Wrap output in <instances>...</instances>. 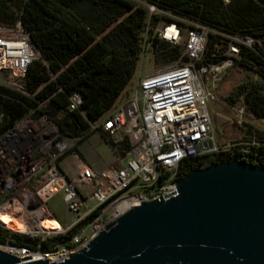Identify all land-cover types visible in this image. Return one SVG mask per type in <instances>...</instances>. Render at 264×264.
Instances as JSON below:
<instances>
[{"label":"built area","instance_id":"1","mask_svg":"<svg viewBox=\"0 0 264 264\" xmlns=\"http://www.w3.org/2000/svg\"><path fill=\"white\" fill-rule=\"evenodd\" d=\"M144 6L149 17L170 19H160L153 32L180 46L184 61L145 76L139 73L130 95H122L104 116L86 121L87 128L76 129L74 136H67L57 123L78 110L82 98L76 93L68 97L65 110L47 100L40 102L0 134V230L5 232L0 250L18 260L29 258L20 262L67 259L129 209L176 193L174 184L182 179L179 172L185 160L211 159L238 145L217 146L208 105L221 75L236 66L240 47L250 48L253 39L222 35L227 40L224 58L202 63L212 29ZM145 48L144 43L140 66ZM36 60L39 53L20 23L0 28V85L33 98L26 84L28 69ZM48 105L58 109L54 119L45 114ZM35 114L39 116L33 118ZM2 117L0 113V121ZM69 121L73 124L71 117ZM259 121L264 124V119ZM94 134L111 157L87 166L74 149ZM93 150L99 154L97 148ZM57 195L66 212L61 221L48 207Z\"/></svg>","mask_w":264,"mask_h":264},{"label":"trees","instance_id":"2","mask_svg":"<svg viewBox=\"0 0 264 264\" xmlns=\"http://www.w3.org/2000/svg\"><path fill=\"white\" fill-rule=\"evenodd\" d=\"M145 4L212 29L202 63L224 58L227 40L222 35L252 38L250 48L240 47L235 64L255 79L239 83L224 100L229 106L241 101L252 120L264 119V0H0V28L20 23L39 53L27 74L26 89L33 98L0 85V134L40 102L47 100L65 110L73 93L80 95L82 103L69 116L77 132L86 129V121L104 116L123 95L135 75L144 43L155 66L184 61L180 46L153 32L160 19H170L149 17ZM235 143L230 152L211 159L185 160L180 177L233 160L264 170V131L247 125ZM3 243L5 232L0 230Z\"/></svg>","mask_w":264,"mask_h":264},{"label":"water","instance_id":"3","mask_svg":"<svg viewBox=\"0 0 264 264\" xmlns=\"http://www.w3.org/2000/svg\"><path fill=\"white\" fill-rule=\"evenodd\" d=\"M45 111L49 119L58 113L51 105ZM69 120L61 128L74 136ZM174 186L176 193L129 209L67 259L20 262L29 258L0 250V264H264L262 168L216 163Z\"/></svg>","mask_w":264,"mask_h":264},{"label":"rangeland","instance_id":"4","mask_svg":"<svg viewBox=\"0 0 264 264\" xmlns=\"http://www.w3.org/2000/svg\"><path fill=\"white\" fill-rule=\"evenodd\" d=\"M41 65L43 66V63ZM161 67L163 66H155L153 64L151 53H145L141 66L139 61L135 75L123 95H130L132 93L139 73L141 76H145ZM220 78L214 100L208 105V112L215 142L218 147H224L240 141L247 130V125L264 131V124L260 121L252 120L246 113L241 101L235 104L234 107H231L224 100L235 86L247 79H255V76L235 66L228 69ZM94 148H97L98 155L94 154ZM77 151L87 166L102 164L111 157L108 148L100 143L98 139H87L86 142L78 145ZM48 207L58 221L65 218V207L60 195L53 197L48 202Z\"/></svg>","mask_w":264,"mask_h":264},{"label":"bare ground","instance_id":"5","mask_svg":"<svg viewBox=\"0 0 264 264\" xmlns=\"http://www.w3.org/2000/svg\"><path fill=\"white\" fill-rule=\"evenodd\" d=\"M1 219H2V221L5 222V223H11V225L16 226V224L13 223V222H11L7 217H2Z\"/></svg>","mask_w":264,"mask_h":264},{"label":"crops","instance_id":"6","mask_svg":"<svg viewBox=\"0 0 264 264\" xmlns=\"http://www.w3.org/2000/svg\"><path fill=\"white\" fill-rule=\"evenodd\" d=\"M88 139H99V138L96 134H94V135H91Z\"/></svg>","mask_w":264,"mask_h":264},{"label":"flooded vegetation","instance_id":"7","mask_svg":"<svg viewBox=\"0 0 264 264\" xmlns=\"http://www.w3.org/2000/svg\"><path fill=\"white\" fill-rule=\"evenodd\" d=\"M67 123H68V124H71V122H70V121H68ZM60 124H61V121H60Z\"/></svg>","mask_w":264,"mask_h":264}]
</instances>
